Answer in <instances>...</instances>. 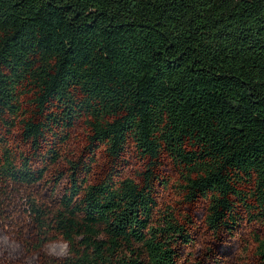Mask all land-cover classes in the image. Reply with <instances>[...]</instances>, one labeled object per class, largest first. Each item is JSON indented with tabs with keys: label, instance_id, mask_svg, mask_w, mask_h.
Masks as SVG:
<instances>
[{
	"label": "trees",
	"instance_id": "obj_1",
	"mask_svg": "<svg viewBox=\"0 0 264 264\" xmlns=\"http://www.w3.org/2000/svg\"><path fill=\"white\" fill-rule=\"evenodd\" d=\"M14 193V250L66 246L36 264H181L200 224L264 264V0H0V218Z\"/></svg>",
	"mask_w": 264,
	"mask_h": 264
},
{
	"label": "rangeland",
	"instance_id": "obj_2",
	"mask_svg": "<svg viewBox=\"0 0 264 264\" xmlns=\"http://www.w3.org/2000/svg\"><path fill=\"white\" fill-rule=\"evenodd\" d=\"M82 139V132L80 128L72 137V140L67 147V151L71 152L78 147L79 142ZM18 142V143H17ZM12 143L16 145V148L20 146V142L18 137H14ZM63 163V162H61ZM136 166V164H134ZM131 173V171H130ZM177 177H175L176 179ZM44 183L38 185L35 188H26V192L32 193L36 199H38L39 204H50L51 202V194L48 192V189L44 188ZM23 191V190H22ZM21 192V191H19ZM169 192H164L162 202L170 203L173 201L170 198ZM20 196L18 193L13 194V202H9L6 204V208L4 209V218H0V264H36V260H38V256L40 252L45 251L50 256H62L66 252L65 244L59 239L52 237L46 244L42 250L38 252L37 255H33V243L36 241L32 237L26 243L23 248L15 249L14 250V243L11 242L10 238H19L22 239L23 237L29 238V234H31L30 222L28 214L22 209L23 202L18 199ZM5 199V198H4ZM174 208L177 209L179 212L182 208H177L178 204L173 205ZM6 220H10L9 224H5ZM207 230L200 224V228L197 231L198 234V241L195 246H191L185 249V258L180 259L181 264H189V259H194L189 256V252L191 254H196V258L194 260H199L201 258V250L202 248L206 247L207 245H216L217 251L222 252V257L226 258L227 261H224L223 264H231V263H242L247 259H251L254 254V246L255 242V235L262 233L259 229H257L252 224H247L244 227V230L241 231L240 236L232 243L231 246H221V244L214 243L212 241V237L207 234ZM27 235V236H26ZM230 243V242H229ZM220 253V252H219ZM221 255V253H220ZM221 257V258H222ZM210 264V262L208 263Z\"/></svg>",
	"mask_w": 264,
	"mask_h": 264
}]
</instances>
